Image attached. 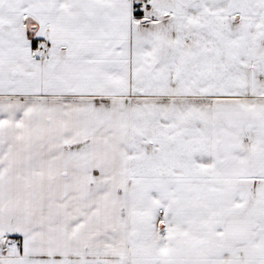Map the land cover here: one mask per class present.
Returning <instances> with one entry per match:
<instances>
[{"label":"snow or ice","instance_id":"6c2138e0","mask_svg":"<svg viewBox=\"0 0 264 264\" xmlns=\"http://www.w3.org/2000/svg\"><path fill=\"white\" fill-rule=\"evenodd\" d=\"M0 264H264V0H0Z\"/></svg>","mask_w":264,"mask_h":264}]
</instances>
